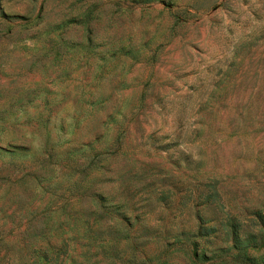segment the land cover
<instances>
[{"label": "rangeland", "instance_id": "374dc122", "mask_svg": "<svg viewBox=\"0 0 264 264\" xmlns=\"http://www.w3.org/2000/svg\"><path fill=\"white\" fill-rule=\"evenodd\" d=\"M227 218L264 258V0H0V264H240Z\"/></svg>", "mask_w": 264, "mask_h": 264}, {"label": "trees", "instance_id": "16d2710c", "mask_svg": "<svg viewBox=\"0 0 264 264\" xmlns=\"http://www.w3.org/2000/svg\"><path fill=\"white\" fill-rule=\"evenodd\" d=\"M219 225H222L221 230L223 233V241L230 242L228 247H217L215 248L213 254L216 253V257L223 258L229 255L230 250H235L236 255L233 256V261L240 264H262L264 263L263 256H250L247 255L246 251L250 249H256L261 243V236L247 229H240L238 223L235 220L226 219L223 223L222 220L218 221ZM201 227H197L195 233H200ZM187 234V233H186ZM185 234V235H186ZM196 234L192 235L195 237ZM193 240V239H188ZM193 242V241H192ZM191 242V243H192ZM28 252V255H26ZM225 253V256L223 254ZM205 252L200 250L199 253H194L195 259L202 260L205 257ZM67 255V245L65 239H61L58 246L51 244L49 241H45L43 245H38L35 248L26 247L25 253L19 264H37L38 260H42L46 264H58L61 262V258ZM30 258H33L30 259ZM136 257L133 255L131 264H145L146 260L140 259L137 261ZM31 262H28V260Z\"/></svg>", "mask_w": 264, "mask_h": 264}]
</instances>
